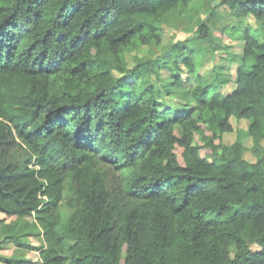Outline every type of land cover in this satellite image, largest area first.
I'll list each match as a JSON object with an SVG mask.
<instances>
[{"label": "trees", "instance_id": "trees-1", "mask_svg": "<svg viewBox=\"0 0 264 264\" xmlns=\"http://www.w3.org/2000/svg\"><path fill=\"white\" fill-rule=\"evenodd\" d=\"M193 1L0 0V212L16 217L0 239L41 257L2 261L264 264V0H200L196 39L221 6L239 19L222 28L243 42L229 93L225 74L205 82L194 38L124 60ZM233 116L250 120L256 161L222 140Z\"/></svg>", "mask_w": 264, "mask_h": 264}, {"label": "rangeland", "instance_id": "rangeland-1", "mask_svg": "<svg viewBox=\"0 0 264 264\" xmlns=\"http://www.w3.org/2000/svg\"><path fill=\"white\" fill-rule=\"evenodd\" d=\"M228 8L226 6H221L217 9V13L224 15L225 19H219L217 21L211 22L208 21L211 30V40H202L197 37L196 30L198 29L199 20H207L209 16V11L207 7L204 6V3L200 0H194L184 13L179 14L174 17L170 23L162 24L161 33H162V42L160 44H149V45H139L138 47L130 50H126L124 53V60L127 63L128 68L134 67L140 58L144 57H156L160 55L163 51L167 50V45H171L179 40L185 38H194L196 39L194 48L196 50H204L201 57V62L199 65V70L204 76L205 82H210L215 79V77L222 73L229 77V82L222 86V92L229 93L236 87V78H237V69L239 67L238 57L243 53V42L241 39L234 37L233 34H230V29L228 31H223L224 22L229 24H239V19H227ZM242 26L251 25L253 27L257 26L255 18L251 15L248 16L245 20L240 21ZM241 28H237L234 32L239 34ZM182 69L178 72L183 76L187 74L188 70L183 63H180ZM219 73V74H218ZM115 74H123L121 72H116ZM171 74L169 69H163L160 71V80L157 82L158 85L164 79H168ZM165 93V92H164ZM165 104H171L173 106H182L187 102V97L183 90L172 93L170 95L165 93ZM232 124L234 130L225 132L222 136V140L227 144H232L238 138L242 140L243 144L246 146L244 151V156L250 161H256L257 155L254 151V141L252 136L248 133L250 120L246 118H237L232 117ZM211 135L210 131H206ZM198 138V136H197ZM219 139H216L218 142ZM264 143V142H263ZM203 150V154H205ZM14 215H7L3 212H0V219L3 222L0 223H9L15 220ZM32 219V218H31ZM32 246H40L43 244L42 239L35 236L29 235L24 238ZM254 249H259L255 246ZM23 257L24 259L31 260L33 263H37L40 260V249L35 248H25L20 247L14 242L5 243L0 239V256L11 257L12 255ZM22 258V259H23ZM0 264H8L6 261H2L0 257Z\"/></svg>", "mask_w": 264, "mask_h": 264}]
</instances>
